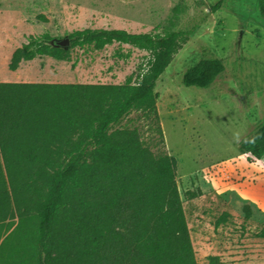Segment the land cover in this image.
Returning a JSON list of instances; mask_svg holds the SVG:
<instances>
[{
    "label": "trees",
    "instance_id": "obj_1",
    "mask_svg": "<svg viewBox=\"0 0 264 264\" xmlns=\"http://www.w3.org/2000/svg\"><path fill=\"white\" fill-rule=\"evenodd\" d=\"M256 5L264 18V0ZM67 38L61 48L47 32L28 35L7 69L37 57L69 62L74 48L114 43L145 52L146 62L122 84L0 82V231L4 240L18 235L2 264H197L154 92L186 34L85 28ZM224 69L199 59L181 83L206 89ZM136 112L157 133L154 150L136 128L116 127ZM239 149L247 163L264 157V123ZM243 212L248 219V205Z\"/></svg>",
    "mask_w": 264,
    "mask_h": 264
},
{
    "label": "rangeland",
    "instance_id": "obj_2",
    "mask_svg": "<svg viewBox=\"0 0 264 264\" xmlns=\"http://www.w3.org/2000/svg\"><path fill=\"white\" fill-rule=\"evenodd\" d=\"M85 28L186 34L154 92L196 263L264 264V157L247 163L239 149L264 123V18L256 0H0V82L18 76L65 84L134 81L147 54L115 43L98 51L74 48L69 62L37 57L7 69L28 35L47 32L60 40ZM199 59L222 61L224 72L206 89L184 87V71ZM116 127H134L145 145L156 147L157 133L142 113ZM224 213L229 217L215 227ZM5 237L0 231V264L18 240L17 233Z\"/></svg>",
    "mask_w": 264,
    "mask_h": 264
},
{
    "label": "crops",
    "instance_id": "obj_3",
    "mask_svg": "<svg viewBox=\"0 0 264 264\" xmlns=\"http://www.w3.org/2000/svg\"><path fill=\"white\" fill-rule=\"evenodd\" d=\"M48 58H49V57H48ZM35 59H36V58H35ZM35 59H34V60H35ZM50 59H51V58H50ZM34 60H32V61H34ZM32 61L22 62V63H20L19 66L23 65V63H30V62H32ZM55 61H56V60H55ZM21 77H22V76H18V78H17V82H16V83H50V82H52V81H49V80H44V81H41V82H34V81H30V80H28V77H27V76L23 78L24 80H22Z\"/></svg>",
    "mask_w": 264,
    "mask_h": 264
},
{
    "label": "water",
    "instance_id": "obj_4",
    "mask_svg": "<svg viewBox=\"0 0 264 264\" xmlns=\"http://www.w3.org/2000/svg\"><path fill=\"white\" fill-rule=\"evenodd\" d=\"M55 45L58 46V47H61V48H66L69 45V40H68L67 37H65L63 39L57 40L55 42Z\"/></svg>",
    "mask_w": 264,
    "mask_h": 264
}]
</instances>
